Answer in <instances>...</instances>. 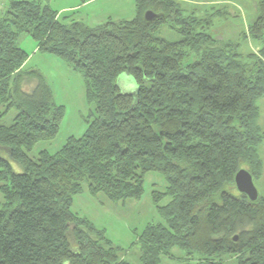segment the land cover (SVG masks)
I'll use <instances>...</instances> for the list:
<instances>
[{
    "label": "trees",
    "instance_id": "1",
    "mask_svg": "<svg viewBox=\"0 0 264 264\" xmlns=\"http://www.w3.org/2000/svg\"><path fill=\"white\" fill-rule=\"evenodd\" d=\"M6 2L0 264H132L72 203L84 184L114 203L140 199L144 176L154 171L166 186L152 192L159 220L137 236L141 264H160L174 247L195 264H264V196L253 201L234 186L240 168L253 178L262 170L256 101L264 95V0L247 30L232 26L237 15L228 10L225 36L212 30V14H188L177 0H132L130 16L102 23L78 18V10L60 17L49 0ZM147 9L156 14L151 20ZM162 27L177 38L161 35ZM22 33L77 70L94 104L81 136L37 157L30 149L58 133L64 106L39 69L23 67ZM245 37L261 42L257 52L239 49ZM12 110L11 123H2Z\"/></svg>",
    "mask_w": 264,
    "mask_h": 264
},
{
    "label": "rangeland",
    "instance_id": "2",
    "mask_svg": "<svg viewBox=\"0 0 264 264\" xmlns=\"http://www.w3.org/2000/svg\"><path fill=\"white\" fill-rule=\"evenodd\" d=\"M186 13H194L196 16L205 17L212 14V30L220 29L223 36L227 35L228 10L236 12L237 17L230 21L232 26L247 25L257 16L258 0H177ZM52 8L59 11L60 17L68 13L76 12L77 17L90 23H102V20L122 19L130 16L134 9L132 0H97L90 7H81V0H49ZM6 0H0V13L5 10ZM226 9L224 12L222 10ZM218 10V11H217ZM108 15L110 17H108ZM96 19V20H95ZM95 20V21H94ZM97 21V22H96ZM237 25V26H236ZM230 26V25H229ZM161 35L167 39L177 38V34L167 27L161 28ZM239 49L242 52H257L261 42L250 37L239 41ZM20 47L27 52V60L24 62L25 69H39L48 80L54 102L63 105V116L59 123L58 133L49 140H40L29 151L31 157H37L40 150L56 152L70 136L79 137L88 126L89 114L94 109V104L88 101L86 95V83L83 76L75 69L66 64L63 58L51 53H43L37 49L36 42L31 35L22 33L18 39ZM259 106L258 124L264 132V95L256 101ZM15 110L9 112L3 118L2 123H11ZM2 156L7 157V151L2 150ZM257 151L262 163L259 175L253 178L258 193L264 196V138L258 144ZM15 170H20L18 164L13 163ZM166 186L165 179L157 172H148L144 176L143 194L140 199L132 198L121 202H111L103 194L92 196L84 184L82 192L75 195L72 208L81 216L88 217L96 227L106 230V237L114 244L121 245L119 256L129 260L132 264H141L139 260L141 248L138 241L145 224L156 222L160 215L156 204L153 202L152 192L162 190ZM163 199L161 203H166ZM172 255H162L160 264H195L192 258L188 259L186 251L179 247L171 249ZM184 256L181 260L177 257ZM68 264V263H66ZM224 264H236V260L228 258Z\"/></svg>",
    "mask_w": 264,
    "mask_h": 264
},
{
    "label": "water",
    "instance_id": "3",
    "mask_svg": "<svg viewBox=\"0 0 264 264\" xmlns=\"http://www.w3.org/2000/svg\"><path fill=\"white\" fill-rule=\"evenodd\" d=\"M155 13L151 9H147L144 13V19L151 20L155 17ZM234 186L240 193L245 194L251 200H256L258 198V190L254 185L253 175L245 168H240L234 174Z\"/></svg>",
    "mask_w": 264,
    "mask_h": 264
},
{
    "label": "crops",
    "instance_id": "4",
    "mask_svg": "<svg viewBox=\"0 0 264 264\" xmlns=\"http://www.w3.org/2000/svg\"><path fill=\"white\" fill-rule=\"evenodd\" d=\"M97 0H89L88 2H86V3H81V4H78V6L79 5H82L81 7H90V5L91 4H93V3H95ZM109 16V15H108ZM113 18H115V19H118V18H116V17H113ZM96 20V19H95Z\"/></svg>",
    "mask_w": 264,
    "mask_h": 264
}]
</instances>
